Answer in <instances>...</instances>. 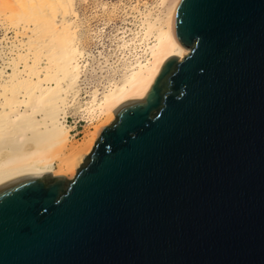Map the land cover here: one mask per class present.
Listing matches in <instances>:
<instances>
[{
	"label": "water",
	"instance_id": "1",
	"mask_svg": "<svg viewBox=\"0 0 264 264\" xmlns=\"http://www.w3.org/2000/svg\"><path fill=\"white\" fill-rule=\"evenodd\" d=\"M174 35L72 181L0 184V264H264V0H182Z\"/></svg>",
	"mask_w": 264,
	"mask_h": 264
},
{
	"label": "bare ground",
	"instance_id": "2",
	"mask_svg": "<svg viewBox=\"0 0 264 264\" xmlns=\"http://www.w3.org/2000/svg\"><path fill=\"white\" fill-rule=\"evenodd\" d=\"M181 2L158 0L156 11L138 12L134 38L121 33L117 77L80 98L87 64L76 0H0V28L10 36L0 41V184L30 174L76 175L113 112L142 98L169 58L187 55L174 35ZM70 115L91 125L81 142L72 140Z\"/></svg>",
	"mask_w": 264,
	"mask_h": 264
},
{
	"label": "rangeland",
	"instance_id": "3",
	"mask_svg": "<svg viewBox=\"0 0 264 264\" xmlns=\"http://www.w3.org/2000/svg\"><path fill=\"white\" fill-rule=\"evenodd\" d=\"M157 2L158 0H76V8L82 22L80 33V46L84 53L82 62L87 64L79 83L80 98H85L94 89L104 91L108 81L114 76L117 77L124 56L119 50L120 39L123 36L121 33H126L127 40L134 38V33L138 31V12L154 10ZM3 31L0 28V41L3 40L4 44L10 36ZM67 123L75 126L72 132L74 142H81L84 135L91 131V125L77 115H70ZM74 177L66 180L72 181Z\"/></svg>",
	"mask_w": 264,
	"mask_h": 264
}]
</instances>
